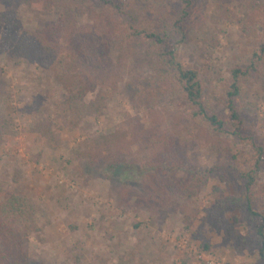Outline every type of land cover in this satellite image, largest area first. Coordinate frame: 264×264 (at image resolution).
Here are the masks:
<instances>
[{
  "label": "rangeland",
  "instance_id": "obj_1",
  "mask_svg": "<svg viewBox=\"0 0 264 264\" xmlns=\"http://www.w3.org/2000/svg\"><path fill=\"white\" fill-rule=\"evenodd\" d=\"M263 4L264 0H194L186 38L174 35L177 61L199 73L204 96L216 112L225 113V91L233 68L250 63L253 43L242 23L250 21L253 10ZM5 6L0 4V12ZM11 7L24 30H41L58 18H47L26 3L12 2ZM81 24H88V17ZM257 29L261 32L260 24ZM5 37L0 29V45ZM130 49L123 52L113 47L111 66L99 70L94 66L81 77L97 88L87 103L101 92L107 110L87 118L74 131L69 130L73 115L66 105L68 92L54 73L43 65L14 59L8 52L0 53V114L13 121L11 134L0 145V200L16 192L38 207L41 232L27 240L33 264H77L78 260L82 264H264L254 246V227L248 216L228 211L223 221L211 213L219 200L217 190L223 198L241 192L236 181L231 185L221 181L223 170L234 166L249 171L251 153L237 139L227 142L189 127L184 95H172L161 86L153 88L155 72L143 64L146 51ZM247 101L257 105L249 119L262 125L263 82L248 83ZM40 129L51 130L59 143L43 137ZM124 129L129 135L137 131L143 136L167 133L179 138L184 170L220 171L210 176L191 202L160 194L164 203L159 206L160 201L147 195L144 176L134 167L112 168L123 158L141 167L150 153L143 136L135 141L130 135L112 155L104 151L109 160L104 165L99 158L101 168L89 158L96 137ZM259 135L264 138V130L259 129ZM185 175L180 171L177 179ZM259 179L264 184V173ZM255 209L264 214V203H257ZM205 242L210 251L205 250Z\"/></svg>",
  "mask_w": 264,
  "mask_h": 264
},
{
  "label": "trees",
  "instance_id": "obj_2",
  "mask_svg": "<svg viewBox=\"0 0 264 264\" xmlns=\"http://www.w3.org/2000/svg\"><path fill=\"white\" fill-rule=\"evenodd\" d=\"M12 2L31 5L47 18L56 15L57 21L47 23L38 31L24 30L17 11L11 7ZM0 4L6 5L0 12V29L6 33L0 53L8 52L14 59L43 65L54 73L69 95L66 105L73 115L70 131L85 125L87 118L107 110L106 96L101 92L93 102L87 103L88 95L96 93L97 88L95 84L84 83L81 77L89 75L94 66L97 70L111 66L110 51L119 46L123 52L129 48L130 51L132 48L146 51L143 64L155 72L153 88L161 86L172 95H184L188 104L185 121L189 127L206 130L223 141L237 139L244 145L251 153L247 160L250 170L229 166L221 176L225 185H231L233 180L240 184L241 192L223 198V192L217 190L219 200L211 213L222 217L223 221L228 211L237 210L248 216L254 227V246L264 263V214L255 209L257 203H264V184L259 179L264 173V138L259 135V129L264 130V122L261 125L249 119L257 105L247 101L248 83L251 80L264 83V4L253 10L250 21L242 23L244 33L253 43L250 63L233 68L225 91V113L216 112L206 100L199 73L177 61L174 35L180 33L186 38L194 0H0ZM178 4L180 7L172 8ZM99 12L102 14L98 15ZM84 17H88L86 25L81 24ZM127 19L129 23L125 22ZM2 75L0 68V100ZM12 126V119L0 114V145L11 134ZM39 132L59 143V137L51 130L40 129ZM130 135H134L135 141L141 139L138 135L143 136L137 131ZM130 135L124 129L108 137H96L89 152L92 163L101 168V158L106 165L109 159L103 156L104 151L111 155L114 149L120 151ZM143 140L147 141L150 153L140 163L141 167L136 168L123 158L112 168L119 171L134 167L144 176L147 195H151L153 201H160L159 206L164 203L160 194H172L191 202L207 185L210 176L220 171V168L184 170V160L178 150L179 138L167 133L160 137L150 133L143 136ZM180 171L186 175L177 179ZM2 191L0 184V193ZM38 219L39 209L26 195L8 192L1 198L0 264H33L27 240L41 232ZM191 223L188 216V224ZM204 244L205 250L210 251L209 244ZM77 264L82 263L78 260Z\"/></svg>",
  "mask_w": 264,
  "mask_h": 264
}]
</instances>
